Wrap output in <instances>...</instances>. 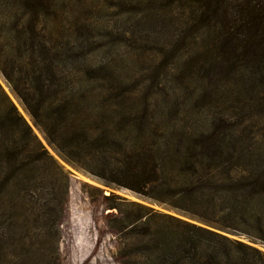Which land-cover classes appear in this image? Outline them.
<instances>
[{"label":"trees","instance_id":"1","mask_svg":"<svg viewBox=\"0 0 264 264\" xmlns=\"http://www.w3.org/2000/svg\"><path fill=\"white\" fill-rule=\"evenodd\" d=\"M184 1L169 0L181 12L187 8L185 28L169 49L173 57L181 48L185 57L171 63L180 79L207 81L200 102L228 105L234 119L219 110L203 124L179 126L161 101L112 77L104 62L80 65L86 55L111 54L112 47L94 41L83 26L73 30V19L60 15L55 31L45 30L39 15L4 13L23 8L36 14L31 0H0V72L59 152L106 184L176 213L105 195L118 210L112 231L118 264H264V251L244 241L264 243V133L241 126L246 112L264 116V0ZM117 6L130 18L151 11L142 0ZM0 93L9 105L0 114V135L9 139L0 140L7 170L0 185L49 165L68 193V175L1 87ZM53 197L42 207L50 211Z\"/></svg>","mask_w":264,"mask_h":264},{"label":"rangeland","instance_id":"2","mask_svg":"<svg viewBox=\"0 0 264 264\" xmlns=\"http://www.w3.org/2000/svg\"><path fill=\"white\" fill-rule=\"evenodd\" d=\"M31 1L35 4L36 14L23 8L4 13L39 15L41 26L45 30L51 28L55 31L59 29L54 22L59 20L60 15L73 19L74 22L69 23L73 30L83 26L90 31L94 41L99 43L101 40L112 47L111 54L101 50L98 56L86 55L80 65L98 66L100 61L104 62L107 72L113 71L112 77L121 78L129 87L137 84L135 89L139 93L150 94L158 102L161 101L165 105L163 113L179 120V126L203 124L207 121V115L219 110L222 111L221 117L234 119L228 105L218 108L215 101L214 106L212 102H200L207 81L193 77L182 80L179 76L181 71L177 74V65L174 67L171 63L180 54L182 58L185 57L181 48L173 57L169 49L174 38L185 28L183 24L180 29V24L187 8L181 12L176 2L169 4V0H142L151 6V11L149 14L143 13V18L134 13L130 18V13L117 6L122 0ZM0 87L31 127L35 140L46 148L68 175L66 194L60 191L63 180L49 165L44 170L34 167L27 179L22 173L19 176L13 174L11 181L0 185V264H118V237L112 232L118 210L110 207V201L104 197L111 193L128 201L174 213L127 188L106 184L81 169L47 141L1 72ZM176 100L183 101L179 108ZM6 111L9 112V105L0 93V114ZM257 111L246 112L241 126L262 134L264 116L262 118V112ZM1 122L5 123L4 120ZM2 137L0 135V140ZM4 139L6 143L9 141L6 137ZM259 139L262 140V136ZM242 140L243 144L249 142L246 137ZM6 174V167L0 164V180ZM51 185L55 186L54 192L50 189ZM57 188L60 197L56 194ZM48 196H54L50 211L46 206L42 207V201ZM114 202L120 203L118 200ZM244 241L264 251V243L246 238Z\"/></svg>","mask_w":264,"mask_h":264}]
</instances>
